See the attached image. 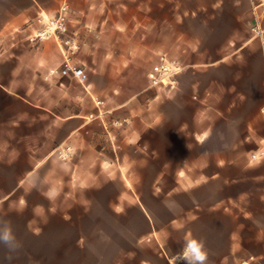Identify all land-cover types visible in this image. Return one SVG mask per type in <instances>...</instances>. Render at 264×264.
<instances>
[{"label":"crops","instance_id":"crops-1","mask_svg":"<svg viewBox=\"0 0 264 264\" xmlns=\"http://www.w3.org/2000/svg\"><path fill=\"white\" fill-rule=\"evenodd\" d=\"M63 1L0 0V181L6 177L1 171L17 172L0 201L23 185L60 202L66 185L78 183L79 171L115 164L106 114L144 92L157 101V118L165 116L167 99L181 126H192L194 139L206 144L187 152L195 156L190 168L203 178L189 179L188 189L175 195L171 244L157 246L163 264H185L182 253L191 240L202 243L207 264H264V35L258 42L244 39V0H187L182 11L180 0H68L70 25L81 43L73 60L84 68L83 79L61 73V45L40 34L42 13L49 17ZM252 3L264 10V0ZM164 50H179L180 60L168 55L184 65L172 89L149 85L148 71ZM141 51L155 55L147 83L111 101L122 89L116 82L128 88ZM219 139L223 144L212 145ZM16 201L28 202V195L17 194ZM20 215L0 208V220L11 221L29 251L36 230L21 226L20 219L30 217ZM0 264L21 261L0 245Z\"/></svg>","mask_w":264,"mask_h":264},{"label":"rangeland","instance_id":"rangeland-1","mask_svg":"<svg viewBox=\"0 0 264 264\" xmlns=\"http://www.w3.org/2000/svg\"><path fill=\"white\" fill-rule=\"evenodd\" d=\"M180 1L184 2L182 11L187 7V0ZM65 3L68 6L65 17L67 29H56V32L60 36L72 35L78 39L79 32L70 25L68 0L58 7ZM243 5L244 39L254 36L253 41L258 42L264 35V10L254 8L252 0H244ZM58 12L51 14L49 19L47 14L42 13L45 29L52 26L51 20L57 17ZM116 14L123 17L121 12ZM258 29L262 33H258ZM50 37L55 38L53 34ZM168 54L181 58L179 50L176 53L169 51ZM154 60L152 51L138 52L132 62V73L125 81L128 82V88H124L122 80L116 82V86L122 89L115 97H111V101H120L129 92L136 94L147 83L145 73ZM73 61L76 63L75 59ZM99 99L103 108L108 109V103L101 97ZM166 100L163 101L164 117L157 118V101L144 92L136 94L124 107L107 113V117L110 115L112 144L117 150L115 164L91 172L79 171L78 183L66 185L62 201L53 203L36 188L28 186L24 189L23 185L0 201L1 209L20 211L23 214L20 216L30 217L29 221L20 219V225L26 224L36 230L30 250L27 251L21 245L18 251L13 252L14 258H19L21 264H26L25 260L29 264L164 263L157 255V246L159 241L171 244L175 195L178 198L180 191L188 189L189 179L203 178V172L190 168L189 163L194 161L195 156L187 152H198L206 145L194 139L189 130L192 126H181L177 121V110ZM237 127L234 126L231 131L235 132ZM161 131L165 137L160 140L157 134ZM230 141L235 145L237 140ZM221 144L223 141L219 139L212 145ZM237 145L243 144L238 142ZM248 145L255 146L252 143ZM157 149L165 152L176 149L184 154L161 155ZM1 172L9 179L5 177L0 181V193L9 190L17 177V172H10V175L9 172ZM22 173L18 172V175ZM54 174L47 173L48 176ZM39 182L42 187L45 186L42 179ZM20 193L27 194L29 201L18 203L16 196ZM58 247H62V250Z\"/></svg>","mask_w":264,"mask_h":264},{"label":"built area","instance_id":"built-area-1","mask_svg":"<svg viewBox=\"0 0 264 264\" xmlns=\"http://www.w3.org/2000/svg\"><path fill=\"white\" fill-rule=\"evenodd\" d=\"M67 4H62L59 8L58 15L55 19L51 20L52 26L44 29L40 34L51 35L53 34L58 43L62 47L64 56V63L60 71L63 74L72 72L74 76L83 79L85 76L84 68L73 61V55L79 48V42L75 36H60L56 29L65 31L67 29L66 24V10ZM49 19V17L47 16ZM258 33H262L261 29L257 30ZM184 68V65L175 58H171L167 53L161 52L158 60L152 65L148 71V79L150 86H158L165 89H172L179 84V73ZM55 71V69H52ZM101 100L98 99V102ZM116 122H120L116 120Z\"/></svg>","mask_w":264,"mask_h":264},{"label":"clouds","instance_id":"clouds-1","mask_svg":"<svg viewBox=\"0 0 264 264\" xmlns=\"http://www.w3.org/2000/svg\"><path fill=\"white\" fill-rule=\"evenodd\" d=\"M0 245L7 248L9 253L16 252L21 247L9 220H0ZM182 258L185 264H207L208 253L203 249L202 243L191 240L184 248ZM8 259H11V256Z\"/></svg>","mask_w":264,"mask_h":264}]
</instances>
